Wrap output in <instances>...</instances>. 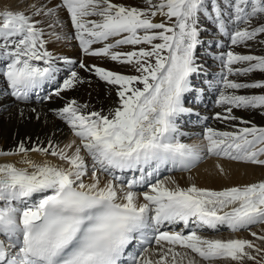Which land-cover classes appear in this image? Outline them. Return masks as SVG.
Segmentation results:
<instances>
[{
  "label": "snow or ice",
  "instance_id": "obj_1",
  "mask_svg": "<svg viewBox=\"0 0 264 264\" xmlns=\"http://www.w3.org/2000/svg\"><path fill=\"white\" fill-rule=\"evenodd\" d=\"M145 3L140 8L112 0H40L30 13L0 12L4 94L24 104L33 98L65 100L49 110L79 140L64 148L52 139L30 147L21 140L0 149V158L18 156L23 165L0 163V264H264V249L252 241L203 234L226 226L264 241L251 231L264 225V181L212 190L180 187L163 176L190 172L209 157L264 167V127L236 114L264 115V79L229 78L264 74V55L233 50L264 45V0ZM62 12L74 30L79 62L48 48L50 41L68 39ZM202 19L229 40L228 50L216 57L223 69L215 101L221 111L213 118L233 130L206 127L201 144L192 145L182 141L188 134L180 121L194 114L185 96L193 91L190 77L201 70L195 52L203 43ZM128 46L133 50L117 51ZM84 57L107 59L136 74L87 64ZM81 70L115 90L113 107L93 110L65 99L63 93L91 84ZM32 153L62 163H38Z\"/></svg>",
  "mask_w": 264,
  "mask_h": 264
},
{
  "label": "bare ground",
  "instance_id": "obj_2",
  "mask_svg": "<svg viewBox=\"0 0 264 264\" xmlns=\"http://www.w3.org/2000/svg\"><path fill=\"white\" fill-rule=\"evenodd\" d=\"M53 1L56 2V0ZM112 2L124 4L126 6H136L140 8L147 7V5L141 4L142 2H145V0H112ZM37 3H40V0H0V12L11 10L13 12L23 11L25 13H30L32 11L30 6ZM61 16L65 21L62 31L68 37V39L62 40L60 42L50 41L48 44V48L57 56L72 58L73 60L80 61L82 59L81 52L78 47V43L75 40H72L74 30L71 27V23L68 19L67 13L62 12ZM160 19L161 18L157 17L155 22H160ZM201 27L204 31V27ZM57 31L61 30L57 29ZM208 35H202L201 40L207 39L208 41L209 39H211V35L207 37ZM222 38V46L217 47L215 43V46L217 47L216 49L224 48L225 50H228L229 41H226V37ZM254 46L260 47L262 45L253 44L252 47ZM236 48L239 49V53L240 51L244 50V47ZM131 50L133 49L130 46L124 47L123 49H117V51L124 52ZM196 55L197 51L195 52L197 61L198 59ZM83 59L87 64L110 66L112 68H116L117 66H119L120 68L117 69L116 72H120L123 74H136L129 71L128 66L119 65L107 59L90 57H84ZM109 62H112L116 65H111ZM222 70L223 69L221 66L218 67L215 71L216 75L212 73L213 75H215V77L212 78L213 75H211V78L209 79L212 82L214 81L211 87L206 88V86L203 87V85H199L197 89L199 97L194 99L193 97H190L187 99L185 96V102L189 100L190 103L195 104L196 106H191L189 108L193 110V115L184 116L181 118V129L186 133L188 132V135L182 138L183 142L193 144L192 141L190 143L188 139L194 137V139L197 138L199 140L201 138L199 137V135L203 134V131L206 127H212L219 131L233 130L232 128L226 127L224 123H221L220 121L213 118L215 113L221 111L220 108L216 107L215 101L221 88V85L218 83V81H220L221 79ZM208 73L206 71L203 74L208 76ZM63 75H66V73ZM63 75L61 76V79L63 78ZM81 75L85 77L86 80H90L91 84L85 83L83 85H80L76 89L63 93L62 95L65 97V99H76L80 103H88L92 106L93 110H100L101 108H103L105 111H107L110 107H113L115 105L117 97L115 94V90L111 86L106 85L104 82L98 80L95 76H91L88 73L83 72V70H81ZM197 76L198 75H196L195 77ZM190 80L191 84L195 82L191 77ZM195 80L197 79L195 78ZM53 87H55V85H53ZM6 90V82L0 79V149H11L17 144L18 141L21 140H24L26 145L29 147L32 145V143L37 141L43 142L46 145L49 139H52L53 141L58 143L61 148H64L65 145L73 144V142H75L76 145L79 144V140L72 134L70 128L63 121L58 119L52 111L49 110L59 109L63 107L65 100L54 97L51 101L37 102V100L33 98L28 104H24L16 102L14 98L5 95L4 93L6 92ZM204 93H206V95H204ZM46 94L47 92H45V95ZM32 108L36 109L35 113L31 111ZM21 110H23L24 112L23 116L19 114ZM238 112L244 119L251 120L257 126L260 125L263 120L261 115L258 114L259 112ZM37 113H39V119L36 118ZM68 151L69 154H71L72 151H74V147L68 149ZM30 158L38 163L44 161L45 159L49 160L52 163H62L54 157H44L36 153H32ZM20 159L21 157L18 156L5 157L0 158V163H17ZM217 165L224 169L223 174H221ZM17 166L22 167L23 165L17 163ZM171 178L174 179L180 187L184 188L189 187L191 184H195L200 188L222 190L224 188L233 186H244L264 181V167L209 157L206 158L205 163L200 164L197 168L195 167L191 170V172H182L181 174H179V176H171ZM169 186L172 187L173 185L170 184ZM139 202H143L142 196L139 197ZM260 228L264 230V226ZM177 230H179V227H177ZM203 234L208 238L225 240L242 238V234L236 235L238 234V232L234 234L229 229H227L226 226L220 227L218 231L206 229L204 230ZM246 235L249 241H252L257 245V239H254L251 234ZM260 235L261 234H259L258 236ZM262 235H264V232L262 233ZM243 236L245 235L243 234ZM219 264H224V262H219ZM229 264H231V262H229Z\"/></svg>",
  "mask_w": 264,
  "mask_h": 264
},
{
  "label": "rangeland",
  "instance_id": "obj_3",
  "mask_svg": "<svg viewBox=\"0 0 264 264\" xmlns=\"http://www.w3.org/2000/svg\"><path fill=\"white\" fill-rule=\"evenodd\" d=\"M54 2V1H53ZM218 3H220L221 4V6H223V0H218ZM141 4H143V5H146V3L145 2H142ZM209 8H210V2H209ZM201 26H203V27H205L204 28V31L202 32V35L204 36V34H206V35H208L207 37H209L210 35V38L211 39H209L210 40V43H208V41H207V39H203V43H202V45L201 46H199L198 47V49H197V52H198V54H200V55H197V59H198V62H199V65L201 66V70H200V72H202L201 73V78H200V81H201V83H202V81H203V79H206V83L208 82V80L211 78V75H213L212 73H214L215 75H216V70H217V68L218 67H221L222 65H221V63H220V61L219 60H217L216 59V57L221 53V52H226V50L224 49V48H219V49H216L217 47L216 46H214L215 45V43L217 44V43H219V41H220V37L219 36H217L216 35V29H215V27L213 26V24L211 23V22H209L208 20H206V19H202L201 20ZM204 24V25H203ZM211 28V29H210ZM210 30H213V31H210ZM207 31V32H206ZM213 35V36H212ZM72 40H75L74 38H72ZM75 42V41H74ZM211 42H213V43H211ZM249 43H251V42H249ZM210 44V45H209ZM214 44V45H213ZM75 46V45H74ZM73 46V47H74ZM205 47L206 49H207V51L205 52V50L202 48V47ZM73 47H70V48H73ZM201 49H202V51L203 52H205V53H203V54H201L202 52H201ZM215 49H216V51H215ZM219 50V51H218ZM223 50V51H222ZM234 51H236V52H238L239 53V49H237V48H235V49H233ZM257 50V51H256ZM214 53V54H213ZM240 54H255V55H264V45H262V46H254V47H252L251 49H248V48H244V50H242V51H240ZM70 59H72V58H70ZM217 61V62H216ZM111 65H116V64H113L112 62H109ZM196 63H197V61H196ZM101 67H104V68H106V69H109V70H112V71H117V69H119L120 67L119 66H117L116 68H112V67H110V66H101ZM234 67H239L238 65L237 66H234ZM207 71V73H208V76L206 77L205 76V74H203L204 72H206ZM197 74H193L192 75V77L191 78H194L195 76H196ZM215 75H213L212 76V78H214L215 77ZM229 78H234V80H237V81H239V82H247V81H252V80H260V79H264V74H261V73H253V74H251L250 76H248V77H241V76H231V77H229ZM251 79V80H250ZM214 82V81H213ZM212 82V83H213ZM211 83V81H209L208 82V84H210ZM206 86H208L207 84H206ZM262 90H242L241 92H240V94H253V93H259V92H261ZM192 95V97H194L195 95H194V92L193 93H191L190 94V96ZM237 115H239V116H241L240 115V113L239 112H237L236 113ZM259 114V113H258ZM260 115V114H259ZM242 117V116H241ZM261 117L263 118V120H262V122H261V124L260 125H258V126H260V127H264V115H261ZM199 137H201L199 140L196 138V139H194V137H191L190 139H188V141L191 143V141H192V145H199V144H201V142H202V134L201 135H199ZM205 161H206V159L202 162V163H205ZM201 163V164H202ZM168 176V175H167ZM171 177V176H170ZM264 225H260V226H253L252 228H251V231L252 232H256L257 233V235H259V234H261L262 235V233L264 232V230L262 229V228H260V227H263ZM261 230V231H260ZM237 233V232H236ZM236 233H234V234H236ZM241 235L242 234V238H240V239H244V237H245V239L246 240H248V238L246 237L247 235L246 234H250V232H248V231H241V232H238V234H236V235ZM243 234L245 235V236H243ZM254 238V237H253ZM254 239H256V238H254ZM258 241V243H257V246L259 247L260 246V248L262 249H264V241H260V240H257ZM254 243V242H253ZM259 244V245H258ZM253 254H255V253H253ZM258 259H260V257H257ZM243 264H255V262L254 261H248V260H245V261H243Z\"/></svg>",
  "mask_w": 264,
  "mask_h": 264
}]
</instances>
